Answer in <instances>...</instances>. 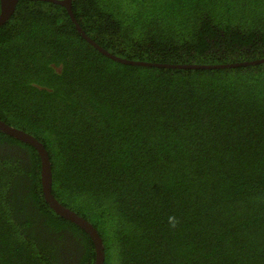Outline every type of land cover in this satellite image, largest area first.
Instances as JSON below:
<instances>
[{
	"label": "trees",
	"instance_id": "obj_1",
	"mask_svg": "<svg viewBox=\"0 0 264 264\" xmlns=\"http://www.w3.org/2000/svg\"><path fill=\"white\" fill-rule=\"evenodd\" d=\"M19 0L0 121L48 153L51 193L103 264H264V0ZM238 66H235L237 65ZM192 66H224L194 69ZM0 131V264H94Z\"/></svg>",
	"mask_w": 264,
	"mask_h": 264
},
{
	"label": "water",
	"instance_id": "obj_2",
	"mask_svg": "<svg viewBox=\"0 0 264 264\" xmlns=\"http://www.w3.org/2000/svg\"><path fill=\"white\" fill-rule=\"evenodd\" d=\"M18 1L19 0H0V26L6 23L11 18V16L14 14ZM48 1L57 3L65 7L72 19V22L77 32L82 36L84 40H86L91 46H93L98 52H100L105 57L110 58L119 63L126 64V65H133V66L152 65L150 63L128 61L125 59L112 56L110 53H107L101 47L96 45L89 37H87L84 31L79 27L78 23L75 21L73 14L71 12V0H48ZM235 66H238V64ZM222 67L224 66H213V67L212 66L211 67L210 66H192V67L189 66V68H194V69H214V68H222ZM0 131L26 144H29L35 148L39 156V159H40V181H41L42 195H43L45 202L57 215L64 218L65 220H68L76 224L82 230H84L85 233L88 234L95 248L94 264H103V261H104L103 245H102V241L97 231L95 230V228L88 221H86L85 219H83L82 217L74 213L73 211H70L64 206H62L54 198L53 194L51 193V185H52L51 166H50L48 153L45 150L44 146L33 136L23 131H20L16 128H13L2 121H0Z\"/></svg>",
	"mask_w": 264,
	"mask_h": 264
}]
</instances>
